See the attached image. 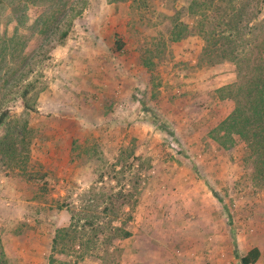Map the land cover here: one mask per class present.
I'll use <instances>...</instances> for the list:
<instances>
[{"label":"rangeland","instance_id":"rangeland-1","mask_svg":"<svg viewBox=\"0 0 264 264\" xmlns=\"http://www.w3.org/2000/svg\"><path fill=\"white\" fill-rule=\"evenodd\" d=\"M72 1L0 0V112L10 111L0 137L25 123L29 129L18 160L0 161V232L10 264H50L56 230L70 224L72 211L98 216L106 195L124 186L139 190L136 217L145 210L160 217L179 182L209 183L233 209L264 190L242 162L243 146L224 150L211 137L221 121L214 110L225 116L234 105L219 89L237 73L232 61L202 56L197 33L200 16L224 22L237 9L244 27L264 4L86 0L72 23ZM130 241L111 262L87 256L79 264L123 257L131 264Z\"/></svg>","mask_w":264,"mask_h":264},{"label":"trees","instance_id":"trees-1","mask_svg":"<svg viewBox=\"0 0 264 264\" xmlns=\"http://www.w3.org/2000/svg\"><path fill=\"white\" fill-rule=\"evenodd\" d=\"M257 3L262 5L264 0H257ZM86 5V0L72 1V11L77 10L72 15V23L75 15L80 14ZM190 13L198 15L194 10ZM227 17L224 22L210 23L208 18L200 16L197 32L203 40L200 47L202 56L209 57L212 62L214 59L232 61L237 73L236 81L219 89L220 98H229L234 105L232 112L216 124L211 137L224 150L243 146L245 155L242 162L250 169L252 181L264 189V14L260 7L244 27L241 24L247 20L242 11L232 9ZM223 23H226V28ZM185 27L186 31L188 25ZM68 33L69 30H65L62 39ZM186 35L178 34L174 40H181ZM115 44V50L121 51L124 47L121 38H116ZM142 61L149 67L145 56H142ZM28 93L29 90H25L24 97ZM9 115L8 109L0 112V128L7 123ZM28 130L25 123L22 128H14L11 134L0 137V161L9 165L18 160L19 154L24 152ZM138 193V189L125 186L112 190L103 200L98 216L83 217L81 213L72 211L70 224L56 230L49 263L79 264L87 256L113 261L115 252L119 251V243L132 235L130 224L139 202ZM259 257L260 249L253 247L241 256V263L255 264ZM0 264H10L1 232Z\"/></svg>","mask_w":264,"mask_h":264},{"label":"crops","instance_id":"crops-1","mask_svg":"<svg viewBox=\"0 0 264 264\" xmlns=\"http://www.w3.org/2000/svg\"><path fill=\"white\" fill-rule=\"evenodd\" d=\"M214 111L216 121L231 112L221 116V110ZM176 187L179 193L171 196L165 214L145 210L136 217L135 212L132 223L140 226L126 238L132 241L124 253L131 254V264H208L211 259L242 264L241 256L253 247L260 249L255 264H264V190L233 209L209 183L187 181ZM122 259L126 264L127 257Z\"/></svg>","mask_w":264,"mask_h":264}]
</instances>
